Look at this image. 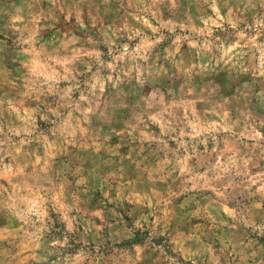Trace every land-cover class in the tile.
<instances>
[{
	"label": "rangeland",
	"instance_id": "374dc122",
	"mask_svg": "<svg viewBox=\"0 0 264 264\" xmlns=\"http://www.w3.org/2000/svg\"><path fill=\"white\" fill-rule=\"evenodd\" d=\"M0 264H264V0H0Z\"/></svg>",
	"mask_w": 264,
	"mask_h": 264
}]
</instances>
